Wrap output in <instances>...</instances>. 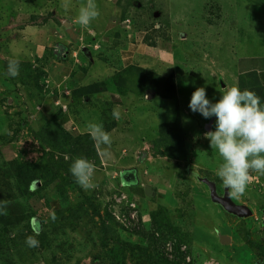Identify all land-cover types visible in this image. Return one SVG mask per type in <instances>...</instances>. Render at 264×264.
I'll return each instance as SVG.
<instances>
[{
  "label": "rangeland",
  "instance_id": "rangeland-1",
  "mask_svg": "<svg viewBox=\"0 0 264 264\" xmlns=\"http://www.w3.org/2000/svg\"><path fill=\"white\" fill-rule=\"evenodd\" d=\"M3 1L5 0H0V8ZM67 2L71 3L69 13L76 18L79 12L72 4H80L74 0ZM143 4H147V7H144L141 13L153 8L154 16L160 15L162 25L169 35L172 49L169 57L172 63L168 72L175 74L176 99L164 101L154 97L149 90L136 88V76L130 74L124 76L129 80V84L124 87L123 98L117 108L107 98L105 104L93 105L91 108L87 104L91 98H85L84 103L79 105L81 111L76 110L75 104L70 105L68 99L64 98L66 90L62 89L66 84L62 82L58 90V96L64 98L62 104L58 103L56 109L50 107L51 111L43 113L41 106L48 93L44 82L39 84L44 87L42 93L33 86L32 71L23 68L15 78L0 72V163L13 158L21 162L36 163L42 156L47 159V156L43 155L45 151L53 154V165L57 166L59 163L66 167L72 176L71 165L67 166L66 163L74 161L78 157L77 153L62 156L63 151L52 152L48 146L42 145L34 138V133L40 136L47 134L45 127L50 126L52 115L59 107L68 115L74 112L79 123H82L80 119L90 118L83 127L77 123L74 130H67L71 137L88 134L87 125L90 122L103 124L104 130L111 134L112 143L110 146H97L91 138L97 155L96 158L94 155L89 159L96 166L93 178L95 187L87 191L81 189L89 200H96L95 204L100 207V216L107 209L124 229L118 228L112 233L105 232L103 236L98 217L92 216L75 185H67L68 201L61 211H53L48 207V200L58 199L54 190L58 182H55L43 192L45 195L36 193L28 199H18L28 214H34L40 220L38 223L46 236L34 235V226L30 222L33 219H27L8 232L11 255L6 256L3 252L0 264H109L105 253L110 248L123 247L128 253V244L140 245L136 236L126 232L136 227L132 222L135 219L130 218L132 210H129L126 204L134 194L123 181L124 177L131 179L129 174L124 173L127 171L134 173L138 188L142 189L139 194L141 196L137 195L140 199V214L147 220L150 212L162 207L174 225L182 232L188 233L186 245L189 255L187 260L190 264H264L245 240L246 234L249 233L252 241L264 246V175L252 172L246 194L240 199L231 198L235 204L249 208L250 217L238 219L220 211L217 205L211 202L209 191L201 181L207 179L215 183L219 192H229L216 175L222 158L218 151L210 147V141L205 137V133L215 130L216 118L205 119L189 108L191 95L197 88H205L207 98L215 103L224 89L238 87V78L231 74V59L264 52V0H122L119 7L124 11L123 17H127L129 23H135L133 21L139 19V8ZM21 5L28 7L25 0H7L4 6L11 10ZM47 13L49 12L46 11L42 18L38 16L37 11L33 16L30 15L29 20L32 23H42ZM28 15L25 14V17ZM18 19H21V16ZM143 21L146 25L141 28L142 31L153 33V21L148 14ZM130 27L131 24L128 29ZM13 30H16V27L10 30L11 35L15 36ZM72 31H75V43L78 44H88L89 40L92 43L99 36L97 32L81 26H73ZM88 32H92L94 39L88 36ZM12 36L10 45L13 47L10 49L18 47L23 53L10 50L11 56L19 59L27 57L26 51L33 50L32 45L36 42L25 43L16 40L14 43ZM44 38L41 39L42 42ZM57 43L62 44L55 40L54 45ZM62 45L64 46V43ZM0 46L3 47L1 43ZM75 46L74 49L79 48ZM46 50L53 52L54 48L52 46ZM103 52L105 53H100L99 50L98 53L100 56L109 53L107 47L103 48ZM147 55L150 57L146 64L150 66L153 53L149 52ZM54 60L50 58L45 61L44 71L46 75L56 77V74L60 75L62 66L57 59ZM72 64L73 62H70L69 65L74 70L85 69ZM7 65L2 62L1 68L5 69ZM94 68L92 66L83 70L88 73L87 85L96 82V75L90 72ZM121 70L122 68L116 66L113 73ZM150 70L164 77L168 74L160 67ZM48 78L51 80L49 76ZM52 81L59 83L56 79ZM176 105L184 150L188 155L184 160H173L164 156L158 143V126L176 120ZM114 111L119 113L118 119L114 118ZM68 143L66 149L72 148L71 142ZM81 145L83 146L80 147ZM81 145L80 148L88 150L87 143ZM59 169V175L65 176V171ZM39 187L38 184L37 188ZM93 191L98 194L96 198L93 197ZM160 192L164 195L159 196ZM123 197L125 199L121 200ZM71 211L81 214V218L72 224ZM125 211H129L127 216L124 215ZM74 216L76 215L73 214ZM240 219L251 221V226L248 228L246 224L242 225ZM221 236L229 238V243H220ZM29 238L38 241V245L29 246ZM94 258H97L96 262ZM131 261L127 259L126 264H133Z\"/></svg>",
  "mask_w": 264,
  "mask_h": 264
},
{
  "label": "trees",
  "instance_id": "trees-1",
  "mask_svg": "<svg viewBox=\"0 0 264 264\" xmlns=\"http://www.w3.org/2000/svg\"><path fill=\"white\" fill-rule=\"evenodd\" d=\"M121 1L122 0H117L116 5L119 6ZM149 1L151 2L152 0ZM144 7H147V4H143L139 8V19L133 21L135 23H129L127 17H123L125 15L124 11L120 10V18L122 19L120 21L127 26L131 24L130 28L134 31L144 32L141 28L146 25L143 20L145 15L148 14L153 21L151 26L153 33L144 32V44L171 52L170 38L162 25L160 15L154 16L153 8H149L147 12L141 13ZM32 72V82L37 86L38 79L41 78L40 76L42 73L40 70H38L36 74L34 71ZM130 74H135L136 76V88L144 91L149 90L150 93H153L154 97H158L164 101L176 99L177 89L174 73L171 72L168 76L163 77L147 69L131 66L120 72H116L112 77V83L119 92L122 93L124 87L129 84V80L124 76ZM237 78L239 89L255 92L261 98V103L264 104V86L257 81L256 76L248 73L239 75ZM105 88L106 83L98 82L77 89L75 94L78 96H91L96 92L105 90ZM174 111L177 113L174 122L161 123L158 126V143L163 150L161 154L164 156L173 160H184L188 155L184 150V142L181 135L182 128L179 121L180 119L178 118L179 111L177 105L174 107ZM60 119H62V114L60 111H57L50 121V126L45 127L47 134L45 136H40L38 133H34V138L42 145L48 146L52 152L54 150L59 152L63 151L62 156L67 153H77L76 155L78 157L76 158H86L89 160L92 159L94 155L96 158V148L93 146L90 134L71 137L68 131L58 123ZM68 142H71L70 146L72 145L70 149H66V147L69 146ZM82 143L88 144V150L80 148L83 146L81 145ZM43 155L47 156V159L42 156L39 159L40 161L36 163L21 162L16 158L4 160L0 163V256H2L3 252L6 256L9 254L11 255L8 232L20 226L27 219H29V221L33 219V221L31 220L30 222L34 226V235L41 234L46 236V233L41 230L38 223L40 220L37 219L34 214H28L25 207L18 202V199L19 197L28 199L34 196V194L36 195V193L45 195L43 192L49 189L55 182H58L54 186L58 199L48 200V207L53 211L60 212L67 203V185H75L74 187L82 194L86 206L92 212V216L98 217L103 236H105V232L112 233L118 228L124 230L123 227L115 221L114 217L110 215L107 209H105L103 215L100 216V207L95 204L96 200L90 199L91 202L87 198L81 187L76 183L75 178L69 174L66 167H62L59 163L57 166L53 165V154L44 151ZM72 162L73 161H67L66 165L70 166ZM59 168L65 171V176H62V174L61 176L59 175ZM124 173L129 174L128 176L131 179L127 180V178L124 177L123 181L126 183V186L130 187V190L134 192V194H132L134 196H131L129 201H126L127 208L132 210L129 204H134L136 212V218L132 221L136 227L126 232L136 236L140 241V245L128 244V253H126L123 247L118 249L115 247L110 248L105 253V257L109 261V264H126L127 259L129 261L132 260L131 262L133 264H190V261L187 260L189 255L186 245L188 233L182 232L178 226H175L173 221L168 217L166 210L162 207H158L156 210L150 212L146 220L138 210L140 199L137 195L141 193L142 189L139 191L140 188H138L139 185H137V180L133 172L127 171ZM38 184L40 186L39 188H37ZM132 186L135 187L132 188ZM92 194L94 198L98 196L95 191H93ZM163 195V192L159 193V196ZM217 207L220 211L232 217V215L226 213L219 205H217ZM127 213H129V211H125L124 215L127 216ZM73 214L76 216L73 217ZM80 216L81 214L79 215L75 211H71L70 224L79 220L81 218ZM233 218L236 217L233 216ZM247 221L249 223H246ZM241 223L242 225L246 224L248 228L251 226V221L247 219H242ZM250 236L249 233L246 234L245 240L247 244L256 251L257 256L264 262V246L258 242L252 241L249 238ZM96 260L97 258H94L95 262Z\"/></svg>",
  "mask_w": 264,
  "mask_h": 264
},
{
  "label": "crops",
  "instance_id": "crops-1",
  "mask_svg": "<svg viewBox=\"0 0 264 264\" xmlns=\"http://www.w3.org/2000/svg\"><path fill=\"white\" fill-rule=\"evenodd\" d=\"M6 1L7 0L3 1L0 8V43L5 48V50H3V47L0 46V72L6 73L7 68L3 69V67L1 68V65L2 62L8 64L9 59H17L20 61L19 71L26 68L29 71H34L36 74L37 71L40 70L42 73L40 76L41 78L38 79L37 86H33L38 90V92L43 93L44 87L39 84H43V82L45 83L44 86L46 87L48 93L45 95V101L42 102L41 111L43 113L51 111L50 107L56 109L55 106H57L58 103L62 104V100L64 98L68 99L70 105L74 103L76 110L80 111L81 109L79 108V105L84 103L85 98H91L87 102L91 108L93 105L105 104V98L114 103L117 108L118 104L122 101L123 95L112 83V77L114 76L113 70L116 66L122 68V70L131 66L141 67L149 71H152L150 69H155L157 67L165 69V72H168L170 69V65L172 63L170 62L169 57L170 52L144 44V33L133 31L131 28L128 29L129 26L120 21L121 13L119 9L120 7L116 5L117 0H108V2L106 0H96L100 16L91 23L90 29L91 31L97 32L99 36H96L99 39L97 38L96 41L92 43L91 40H89L88 44L79 43L82 44V46L75 43L76 37L74 34L75 31H72L73 26L80 25L75 22L76 18L71 16L68 11L70 8L69 5L71 4H68V0H25L27 1L28 7L24 8L22 5L16 8L14 7L13 9L17 12L13 9L8 10V6H4ZM39 1H42V3ZM74 1H77L78 4H80L79 6L75 3L72 4V7L78 12L81 4L86 3V0ZM64 3H67V8L63 6ZM37 11L39 17L45 16L43 14L46 13V11L49 12L47 13L46 19L42 20V23L40 21L32 23V21L29 20L30 15L33 16ZM27 13L29 15L28 17H25V14ZM20 16L21 19H18ZM15 27L16 30L12 31L15 36H12L10 30ZM89 33L90 32L87 33L88 36L92 38V32L90 34ZM44 35H46L45 38ZM11 36L13 37L12 41L14 43L16 40L18 42L24 41L25 43L36 42L32 45L33 50L26 51L25 54L27 57L19 59L18 57L11 56L12 52L10 50L22 52L18 47L10 49L13 47L10 45ZM42 38H44L43 42L41 40ZM55 40H59L62 44L64 43V46L60 43L54 45ZM74 45L79 48L74 49ZM52 46L54 51H48L50 55H47L48 52L46 49H49V47ZM104 47H107L109 53L104 56H100L98 52L100 50V53H105L103 52ZM68 50H71V52L69 53ZM149 52L153 53V57H151L152 63L150 66L146 64V60L150 57L147 55ZM50 58L52 60H54V58L57 59L62 66L60 75L56 74L59 76L58 78L57 76L53 77L50 74H45V61ZM69 60L71 63L73 62V64H75V67L81 69L85 68L88 70L87 67L91 68L94 66L95 68L90 72L96 75L95 83H106L105 90L96 92L91 96L76 95L75 91L77 89L91 84H86L88 73L83 71L85 69H82L81 71L72 69L71 65H69ZM231 61H233L231 63V74L238 77L239 75L250 73L256 76L257 81L264 86V52L261 54L257 53L249 56L238 57L235 60L231 59ZM110 68L111 70H109ZM152 72L159 75V73L155 71ZM169 74L170 72H168L167 76ZM48 76L51 80H49ZM55 79L59 83H53L52 80ZM62 82H65L66 84L64 87L65 89H62V91L66 90L64 91V98H60L58 96V92L60 93L58 90L61 87L59 84ZM57 111H60L62 114V119L59 120V123L66 130H74L77 123L83 127L87 123V120L90 119L88 117H86L85 120L80 119L82 123H79V121H76L78 116L74 112L72 113V110L71 115H68L65 110L62 111L60 107ZM57 111H54L52 117L57 113ZM86 133L89 134V131ZM139 191H141V189Z\"/></svg>",
  "mask_w": 264,
  "mask_h": 264
},
{
  "label": "clouds",
  "instance_id": "clouds-1",
  "mask_svg": "<svg viewBox=\"0 0 264 264\" xmlns=\"http://www.w3.org/2000/svg\"><path fill=\"white\" fill-rule=\"evenodd\" d=\"M63 6L67 8V3ZM99 16L96 0H86L81 4L75 22L91 30V23ZM19 69L20 61L9 59L5 74L15 78ZM189 108L205 119L216 118L215 130L205 133L210 147L222 158L216 175L229 190L231 198H242L247 192L251 173L264 175V104L261 98L255 92L231 87L224 89L220 99L213 103L207 98L205 88L200 87L192 93ZM113 116L118 119L119 113L114 111ZM87 128L97 146L111 145V134L104 130L103 124L90 122ZM95 171V164L86 158H76L70 166L76 183L86 191L95 187ZM27 243L38 245L32 238Z\"/></svg>",
  "mask_w": 264,
  "mask_h": 264
},
{
  "label": "water",
  "instance_id": "water-1",
  "mask_svg": "<svg viewBox=\"0 0 264 264\" xmlns=\"http://www.w3.org/2000/svg\"><path fill=\"white\" fill-rule=\"evenodd\" d=\"M201 181L209 191V198L211 202L219 205L226 213L237 218H248L251 216V210L245 206L235 204L229 196V192L227 190L224 191L222 196H219L214 182L207 179H201ZM220 243H229V238L221 236Z\"/></svg>",
  "mask_w": 264,
  "mask_h": 264
},
{
  "label": "built area",
  "instance_id": "built-area-1",
  "mask_svg": "<svg viewBox=\"0 0 264 264\" xmlns=\"http://www.w3.org/2000/svg\"><path fill=\"white\" fill-rule=\"evenodd\" d=\"M125 197H123L121 200H124ZM130 208L132 209V213L130 214V218L131 220L135 219L136 218V215H135V205L134 204H129Z\"/></svg>",
  "mask_w": 264,
  "mask_h": 264
},
{
  "label": "flooded vegetation",
  "instance_id": "flooded-vegetation-1",
  "mask_svg": "<svg viewBox=\"0 0 264 264\" xmlns=\"http://www.w3.org/2000/svg\"><path fill=\"white\" fill-rule=\"evenodd\" d=\"M223 191V190H222ZM218 192V190H217V192H218V194L220 195V196H222L223 195V192Z\"/></svg>",
  "mask_w": 264,
  "mask_h": 264
}]
</instances>
